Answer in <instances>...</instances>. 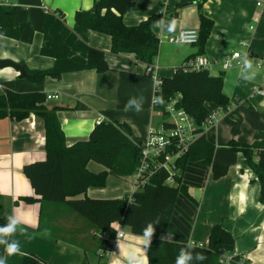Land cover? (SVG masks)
<instances>
[{"label":"crops","instance_id":"1","mask_svg":"<svg viewBox=\"0 0 264 264\" xmlns=\"http://www.w3.org/2000/svg\"><path fill=\"white\" fill-rule=\"evenodd\" d=\"M256 1L135 0L122 16L124 24L137 25L159 14L151 22L159 46L149 74L146 64L133 53H113L108 35L75 23V12L91 10L96 0H0L1 5L14 9V25L21 29L17 39L0 33V58L20 62L31 70L48 69L54 58L42 55L40 48L49 46L54 33L68 27L65 43L71 59L85 61L88 46H93L103 50L109 66L105 72L84 69L65 72L58 79L46 76L40 81L19 78L17 71L5 67L0 69V93L8 88L50 94V98L45 97V105L57 107L66 145L86 139L101 120L124 121L131 128L132 141L138 143L151 127L159 128L162 123L161 115L152 107L156 80L171 76L188 57L204 56L210 74L223 72V92L229 103L218 108L209 104L216 120L205 125L202 133L215 146L212 164L226 165L227 171L213 178L210 166L187 163L181 172L187 191L178 193L168 229L159 237L185 244L191 240L196 245L194 252L205 254L210 228L220 223L234 237L233 250L220 251V264H264V205L258 201L259 181L244 165L242 154L227 148L230 140L252 143L264 138V94L255 91L264 88V6H257ZM200 13L213 21L201 52L197 44L168 41V36L182 28L198 29ZM45 14L54 16V20L42 29ZM234 51L241 56L247 53L253 60V79L241 77L242 57L231 68L222 69L223 56ZM131 97H143L140 111H125ZM174 97L179 99L180 93ZM44 157L42 118L33 114L21 120L0 118V226L7 223L9 215L21 221L9 238L19 243L21 252L7 257L6 264H21L28 253L41 259L38 264H128L131 252L143 254V235L127 226L123 236L111 245L108 257L101 255L97 230L90 221L64 204L38 201L22 167ZM86 166L94 172L105 169L92 160ZM106 170L104 186H91L76 197L121 198L136 189L133 175ZM21 196L34 200L24 201L19 199ZM0 256H5L3 245Z\"/></svg>","mask_w":264,"mask_h":264},{"label":"trees","instance_id":"2","mask_svg":"<svg viewBox=\"0 0 264 264\" xmlns=\"http://www.w3.org/2000/svg\"><path fill=\"white\" fill-rule=\"evenodd\" d=\"M135 0H96L91 10H80L74 14L76 24L104 33L110 38L113 53H133L146 66L152 65L158 52L159 38L151 29V22L158 13L144 18L137 25L123 23L122 16L131 9ZM14 9L0 4V33L17 39L21 29L14 25ZM54 16L45 14L42 29L51 26ZM213 21L199 14L198 53L202 51L208 38ZM69 28L55 32L49 46L40 48L42 55L54 58L48 69H27L30 81H40L46 76L58 79L65 72L94 69L105 72L109 69L103 50L88 46L85 61L70 58L65 38ZM193 57V56H191ZM188 57L177 66L171 76L162 77L153 95L157 104L153 110H162L166 103L180 93L178 105L196 122L198 129L211 111L209 104L217 108L226 106L229 98L223 92L224 74H210L207 70H185ZM195 57V56H194ZM193 57V58H194ZM191 58V59H190ZM46 95L42 91H14L5 88L0 93V118L21 120L30 114L43 119L45 157L26 163L22 167L40 202L61 203L90 221L96 228V238L101 245L114 236V223L122 222L135 234L143 235L149 222L156 227L151 246L147 249L148 264H174L175 258L185 242L160 239L168 229L169 219L179 192L187 188L181 182V172L186 164L196 163L211 167L213 178L223 176L226 165L212 164L215 146L205 135L200 134L187 151L177 158L180 170L175 175V184L166 183L167 173L157 169L147 176L146 183L121 198L99 199L76 196L91 186H104L107 170L119 175H132L140 160L141 141L134 143L131 128L124 121L101 120L90 130L86 139L66 145L65 136L56 115L57 107L45 105ZM227 148L240 152L244 165L259 181L258 201L264 205V138L252 143L230 140ZM89 160L102 164L105 169L90 171L86 164ZM24 201L34 200L21 196ZM159 220L158 224L155 222ZM101 234V237H97ZM234 237L220 223L213 224L207 238L206 259L200 264H220V251H232ZM238 260L237 256L233 257ZM41 259L34 253L24 255L21 264H38ZM245 264V263H244Z\"/></svg>","mask_w":264,"mask_h":264},{"label":"built area","instance_id":"3","mask_svg":"<svg viewBox=\"0 0 264 264\" xmlns=\"http://www.w3.org/2000/svg\"><path fill=\"white\" fill-rule=\"evenodd\" d=\"M257 6H264V0H257ZM48 12L47 6H43ZM162 13H165L163 9ZM172 21L175 17L172 16ZM251 28V27H250ZM198 39L197 28H182L175 35L168 36V41L175 44H196ZM243 45L244 42H241ZM240 55L238 51L231 54H226L222 58V69L231 68L235 63L240 62ZM185 70H207L209 71V61L201 55H197L189 60L188 66ZM147 72H153V66H147ZM157 85L159 80H156ZM156 85V86H157ZM257 93L264 94V88H256ZM51 95L47 94L46 98ZM55 97V95H54ZM157 104V99L153 95L152 107ZM162 117V123L159 128L151 127L147 136L141 140L140 160L139 165L133 172L135 178L136 188L146 183L147 176H150L157 169H163L167 173L166 183L175 184V175L178 174L179 168L177 166V158L183 155L189 145L202 134L203 129H198L194 119L178 105L177 98H171L162 110L156 111ZM216 120V112L210 111L205 121L202 123V128L205 125L212 124ZM122 222H116L114 236L108 239L106 245H101L98 253L108 257L111 252V245L116 239L123 236ZM101 237V234H97Z\"/></svg>","mask_w":264,"mask_h":264},{"label":"clouds","instance_id":"4","mask_svg":"<svg viewBox=\"0 0 264 264\" xmlns=\"http://www.w3.org/2000/svg\"><path fill=\"white\" fill-rule=\"evenodd\" d=\"M174 21L172 25H174ZM172 25H169L171 28ZM243 71L241 77L245 80H251L255 76L253 71V60L247 56V53L242 57ZM143 105V97H131L125 105V111L135 109L140 111ZM159 220L155 222L158 224ZM21 221L14 215H9L7 223L0 226V245L4 246L5 256H0V264H6L7 257L16 255L21 252L20 245L17 241L10 240L17 229L20 227ZM156 227L153 222H149L143 229V254H138L133 251L128 256V264H148V258L146 255V249L151 246L152 239L155 235ZM163 238V237H162ZM196 245L189 240L188 243L182 247L175 258L174 264H200V262L206 259V256L200 252H194Z\"/></svg>","mask_w":264,"mask_h":264},{"label":"water","instance_id":"5","mask_svg":"<svg viewBox=\"0 0 264 264\" xmlns=\"http://www.w3.org/2000/svg\"><path fill=\"white\" fill-rule=\"evenodd\" d=\"M5 67H11L15 71H17L19 78H26L28 75L23 64H21L20 62H15V61L10 60V59L0 58V69L5 68Z\"/></svg>","mask_w":264,"mask_h":264},{"label":"rangeland","instance_id":"6","mask_svg":"<svg viewBox=\"0 0 264 264\" xmlns=\"http://www.w3.org/2000/svg\"><path fill=\"white\" fill-rule=\"evenodd\" d=\"M130 176H132V175H130ZM121 227L127 229V226L125 224H123V223H122V226Z\"/></svg>","mask_w":264,"mask_h":264}]
</instances>
